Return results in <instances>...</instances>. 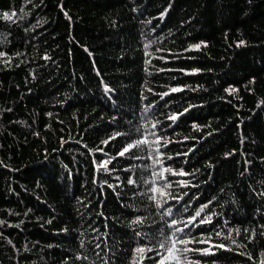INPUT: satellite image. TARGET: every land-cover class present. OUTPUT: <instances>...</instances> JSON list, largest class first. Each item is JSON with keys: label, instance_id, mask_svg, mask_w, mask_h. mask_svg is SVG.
I'll list each match as a JSON object with an SVG mask.
<instances>
[{"label": "trees", "instance_id": "obj_1", "mask_svg": "<svg viewBox=\"0 0 264 264\" xmlns=\"http://www.w3.org/2000/svg\"><path fill=\"white\" fill-rule=\"evenodd\" d=\"M152 40L145 56L143 45ZM201 41L206 46L189 48ZM0 51L6 53L0 57V264H116L114 252L120 264H131L142 243L165 251L159 242L170 229L163 220H184L213 196L202 213L214 212L212 222L185 230L193 242L178 245L212 251L182 252L189 258L183 264L264 258L258 227L264 224V0H0ZM230 86L236 91L225 92ZM189 105L176 123L167 119ZM137 128L170 141L159 149L165 167L195 173L164 172L169 192L189 194L179 205L168 202L171 217L162 219L146 196L132 195L154 179L147 147L132 149L142 160L115 157ZM114 132L124 135L101 143ZM109 157L116 171L95 167ZM128 163L135 167L124 171ZM129 175L136 185L127 184ZM135 215L146 217L144 227L128 225ZM245 228L256 229L251 243ZM77 252L89 259L77 260Z\"/></svg>", "mask_w": 264, "mask_h": 264}, {"label": "snow or ice", "instance_id": "obj_2", "mask_svg": "<svg viewBox=\"0 0 264 264\" xmlns=\"http://www.w3.org/2000/svg\"><path fill=\"white\" fill-rule=\"evenodd\" d=\"M62 9V5L60 6ZM63 10V9H62ZM132 11H136L135 8L132 9ZM14 15V13H13ZM161 16L164 15V13L160 14ZM5 18L11 19V17L9 16V13H4ZM65 16L67 17V13H65ZM155 40L150 41L149 43H146L143 45V47L145 48V56H148V52H147V48L149 47V44L151 43H155ZM245 43V41L240 40L237 41L236 44L239 47L240 45H243ZM205 45L206 46V42L201 41L198 44L195 45H189V48L192 49H199L201 47V45ZM188 49H185V51H187ZM159 51V49H158ZM6 53L0 51V57L5 56ZM17 55H20V53H17ZM44 59H49L47 57V55H45L43 57ZM161 59H167L166 57H161ZM4 63H7V61H4ZM149 60L145 59L144 60V64H148ZM181 71H187L184 69H181ZM200 71V69L194 68L191 69V72L195 73ZM29 75H32L31 73H29ZM33 79H35V77L33 76ZM251 82V81H250ZM104 89H105V95L108 96L109 99H113L111 95H109V93H111L113 91V89H111L108 85H104ZM179 88H171L170 91L175 92V91H179ZM149 91H151V89H149ZM236 89L235 88H231V86L229 88L225 89V92H235ZM249 91H251V89H249ZM159 95L161 96V98H163V96L167 95V93H159ZM141 99H145L143 96L141 97ZM113 103H115V100L113 99ZM260 106V102H258L257 107ZM153 105H148L147 107H145L143 109V111L145 113L148 112L149 108H152ZM194 107V105H189L188 108L183 109L182 112H173L171 113L167 119H169L170 121H172L173 123H176L177 120L179 119L180 116H182L185 112H188L189 108ZM50 115V113L48 114ZM113 120L116 119L115 116L112 117ZM159 122H157L158 124ZM157 124H153L152 127L155 129L157 127ZM192 127L194 129H199L200 126L197 125L195 122H193ZM138 135L135 139L131 138V136H128V140L127 142L121 147V149L115 154V157H120V158H125L126 161H131V160H142L143 159V155H136L132 149L134 148H138L139 151L141 153H144L145 147H147L148 151V159L153 161V177L154 179H152L151 181L149 180H145L144 183L146 185H149V187H147V189L141 193L139 191V189L137 188L136 190L132 191V195L133 196H137V195H144L147 197V199L151 202L152 205H154V207L159 211L160 216L162 217V219L164 217H171L173 215V210L170 206H168V202L170 200H174L176 202L177 205L181 204L183 202L184 197L188 196L189 194L186 192H182L176 195H173L171 192L168 191L169 187H170V183L171 181L169 179H167L164 176V172H171L173 175H179L181 177L184 176H194L195 173H188L186 172L183 168L176 170V169H172V168H167L163 165V162L160 160V157L164 155V153L160 152L159 149L160 148H165L167 145L170 143L169 140H167L166 137L162 136V135H156V132L153 131L152 133L149 134H140L141 133V129L137 128L136 129ZM35 134V133H34ZM124 135L120 132H114L111 136H108L107 139L101 141V143L107 145L109 144L110 141L115 140L117 137ZM149 136L154 137V139H149ZM63 139V138H62ZM187 139V137L185 138ZM77 143H81L82 147H87L86 145H83L82 142L77 141ZM98 151H103V149H96ZM94 150L93 149H88L89 154H91ZM189 152L192 151V149L190 148L188 150ZM180 155H187V153H182ZM230 155V153H225V156ZM115 157H109L108 160H101L99 162L94 161V165L95 167L99 170L100 168H103V170L105 172H114L116 171V169L110 168L108 167V164L111 162V160L115 159ZM169 160L172 159V157H167ZM45 159H47V157H45ZM245 165H247L248 163H250L249 161H245L244 162ZM156 165H160L159 171L156 170ZM208 167H212L211 164L207 165ZM6 167V165H5ZM135 165H132L131 163H128L127 167L125 169H123L124 171H130L132 168H134ZM200 169H196L195 172H199ZM245 171H248L247 167H245ZM117 179H119V177H117ZM127 180V184L129 186H134L137 184V181L131 176L129 175L128 177H126ZM157 180H162L163 183L162 184H157ZM96 179H93V183H96ZM101 184L106 183L105 181H100ZM178 184H180L183 187H190L193 185H190L189 181L187 180H179L177 181ZM120 185H117V187H119ZM108 187H112V185H108ZM131 190V189H130ZM221 191H223V189H221ZM260 196L264 197V192L259 193ZM192 200H196L197 197L192 196L191 197ZM216 200V197L213 196L211 200H208L206 203L200 204L198 208H196L194 213H190L186 219L184 220H177V219H167V220H163V223L167 225V228L170 229V232H168L167 234H165V238L159 242V248L165 250L164 252H158L156 250V248L154 246H150L147 243H142L140 245H138L137 247H135L133 249V257L131 259V264H140L141 261H143L144 259H153V264H167V259L165 256V253L167 254V257H173V253H175V257H173L174 259V264H183L184 261L188 260L189 258L186 256H181L182 252H188V251H200L202 253L208 254L209 252H211V248L209 249H191V248H179L178 245H189L193 242V238L192 235L185 230H190L191 228H195L198 225L201 224H210L211 218L212 216L215 215L214 212L209 211L207 213V215H202V213L204 212V210L206 208H208V205L212 204L213 201ZM87 205H85L86 207ZM191 207H195L194 205H190ZM185 211L187 212L188 209L185 208ZM100 213H97V215H99ZM5 221L0 220V224H4ZM128 225L135 229L136 227H144L145 223H146V217L141 216V215H135L132 217V219L127 221ZM227 223V222H226ZM177 224L182 225V227H176ZM91 227V226H90ZM258 227L260 229H264V224H260L258 225ZM92 231L95 232L96 229L93 227ZM149 231H151V229H149ZM233 229L229 228L228 232L229 235H231ZM237 233L239 232V230H236ZM244 232L247 233L246 239L251 243L254 241L255 237L257 236V232L256 229H248L245 228ZM163 234V233H162ZM134 235L137 237H141L142 239L145 240H151V237L148 235L147 232H142V231H135ZM201 236L204 235L203 232L200 233ZM217 236L222 235L221 232H216ZM259 236L264 237V230L259 232ZM197 242H203V241H197ZM233 243H235V241H233ZM82 246H83V242H82ZM95 247L97 249H99L101 247L100 244H96ZM215 247L217 248H224L225 250H230L227 248V245H222V244H218L215 245ZM242 247V246H241ZM136 253H139L140 256L137 257ZM146 253H152V257H148L146 256ZM214 254V253H213ZM244 253H241V255H243ZM97 255H99V253H97ZM159 257V259H155V257ZM261 256L264 257V253H261ZM76 259L80 260H88L89 257L87 255H82L81 253L77 252L76 253ZM112 259L116 261V264H120V259L117 253H113ZM248 259H253V257L249 256ZM103 264H110L109 260H104ZM259 264H264V258L260 259Z\"/></svg>", "mask_w": 264, "mask_h": 264}]
</instances>
